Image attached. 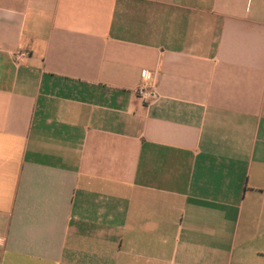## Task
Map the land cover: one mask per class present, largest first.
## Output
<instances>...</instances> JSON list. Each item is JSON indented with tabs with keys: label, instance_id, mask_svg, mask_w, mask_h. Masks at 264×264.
Returning a JSON list of instances; mask_svg holds the SVG:
<instances>
[{
	"label": "crops",
	"instance_id": "crops-1",
	"mask_svg": "<svg viewBox=\"0 0 264 264\" xmlns=\"http://www.w3.org/2000/svg\"><path fill=\"white\" fill-rule=\"evenodd\" d=\"M0 264H264V0H0Z\"/></svg>",
	"mask_w": 264,
	"mask_h": 264
},
{
	"label": "built area",
	"instance_id": "built-area-1",
	"mask_svg": "<svg viewBox=\"0 0 264 264\" xmlns=\"http://www.w3.org/2000/svg\"><path fill=\"white\" fill-rule=\"evenodd\" d=\"M26 55L27 53L23 51L17 53V57H22ZM142 76L144 80L143 83L138 87L137 93L144 100H148L153 97L155 93L151 86V79H153L154 76L151 72H148L146 70L142 72Z\"/></svg>",
	"mask_w": 264,
	"mask_h": 264
}]
</instances>
